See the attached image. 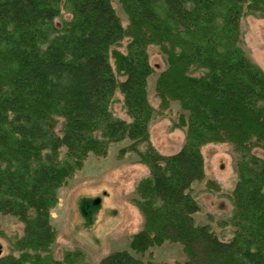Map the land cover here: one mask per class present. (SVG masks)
<instances>
[{"label":"trees","instance_id":"obj_1","mask_svg":"<svg viewBox=\"0 0 264 264\" xmlns=\"http://www.w3.org/2000/svg\"><path fill=\"white\" fill-rule=\"evenodd\" d=\"M119 3L126 26L113 0H0V72L15 92L5 101L45 116L71 167L92 154L105 157L124 140L131 144L121 152H136L148 166L133 199L144 226L128 249L99 264H172L143 258L165 242L183 246L184 264H264V157L254 153L264 149V70L241 46L242 19L264 17V0ZM64 11L70 18L59 24ZM150 45L167 59L155 84L160 109L175 101L187 114L180 116L185 143L171 155L150 141L157 113L148 97ZM118 91L129 121L112 111ZM210 143H230L239 154L229 239L194 217L200 205L192 186L205 180L202 148ZM41 169L37 181L52 172ZM55 171L56 179L67 172ZM31 234L38 244L48 236L44 229Z\"/></svg>","mask_w":264,"mask_h":264},{"label":"rangeland","instance_id":"obj_2","mask_svg":"<svg viewBox=\"0 0 264 264\" xmlns=\"http://www.w3.org/2000/svg\"><path fill=\"white\" fill-rule=\"evenodd\" d=\"M113 4L126 26L128 18L119 0H113ZM69 18L64 11L56 22L61 24ZM241 31L242 48L264 70V17L247 14ZM127 43L125 39L122 50ZM148 53L153 66L148 97L157 109L149 128L150 141L161 154L171 155L185 143L186 128L180 125V116L187 114L175 101L169 109H160L155 84L167 68V59L157 45H150ZM14 95L0 72V264H99L108 254L128 249L131 236L144 226V217L133 203L135 189L149 175L148 166L136 152H121L131 141L113 143L105 157L92 154L82 167H71L73 164L65 148L57 144L47 118L10 107L5 99ZM112 111L130 120L119 91ZM58 124L59 134L61 122ZM16 131L27 135L18 136ZM202 153L205 180L192 186L200 205L195 221L210 225L222 239H229L233 228L227 222L233 210L231 194L237 181L239 154L230 143L207 144ZM254 153L264 157L261 147L255 148ZM41 168L52 172L46 180L44 177L37 181ZM62 169L66 174L53 177L55 170ZM42 229L48 236L38 244L31 238V231ZM143 258L172 264L187 260L183 246L176 242L154 247Z\"/></svg>","mask_w":264,"mask_h":264}]
</instances>
